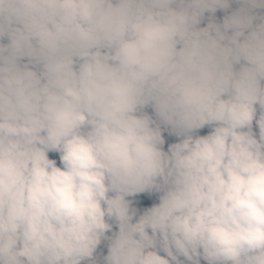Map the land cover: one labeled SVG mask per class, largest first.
Returning <instances> with one entry per match:
<instances>
[{
	"label": "clouds",
	"instance_id": "obj_1",
	"mask_svg": "<svg viewBox=\"0 0 264 264\" xmlns=\"http://www.w3.org/2000/svg\"><path fill=\"white\" fill-rule=\"evenodd\" d=\"M0 264H264V0H0Z\"/></svg>",
	"mask_w": 264,
	"mask_h": 264
}]
</instances>
